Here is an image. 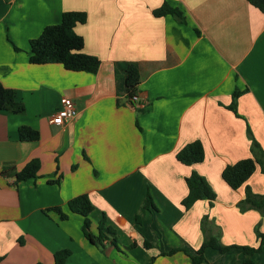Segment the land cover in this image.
I'll return each mask as SVG.
<instances>
[{
	"label": "crops",
	"instance_id": "0c3cea01",
	"mask_svg": "<svg viewBox=\"0 0 264 264\" xmlns=\"http://www.w3.org/2000/svg\"><path fill=\"white\" fill-rule=\"evenodd\" d=\"M164 2L182 21L153 15ZM67 11L86 14L75 32L83 52L100 60L94 74L29 63V41ZM130 64L140 74L132 104L124 82ZM0 83L23 107L0 111L1 264H54L62 250L65 264H193L204 215L223 245H259L264 212H241L237 203L246 187L264 194V174L257 166L236 190L221 177L225 166L251 157L247 125L264 150V14L247 0H0ZM235 90L241 117L227 108ZM63 98L76 115L53 125ZM21 126L38 139L20 140ZM195 140L204 159L184 165L176 153ZM31 159L40 163L35 178L7 174ZM191 172L215 192L211 206L181 205ZM82 194L94 206L90 232L98 235L104 216L114 233L102 246L84 237L82 218L67 209ZM147 195L154 209L144 207ZM173 249L182 251L166 255ZM252 260L264 264V250ZM199 264H244L243 254L207 248Z\"/></svg>",
	"mask_w": 264,
	"mask_h": 264
},
{
	"label": "trees",
	"instance_id": "16d2710c",
	"mask_svg": "<svg viewBox=\"0 0 264 264\" xmlns=\"http://www.w3.org/2000/svg\"><path fill=\"white\" fill-rule=\"evenodd\" d=\"M249 4L257 8L264 14V0H247ZM171 14L178 21H182V15L179 9L174 8L164 2L159 8L153 10V15L161 17ZM86 21L84 12L67 11L62 13L61 20L58 24L46 26L40 35L29 41L30 54L29 63L31 64H50L58 63L64 69L69 71H83L88 73H96L100 66V60L93 55H88L83 52L84 41L83 37L75 32L77 24H83ZM125 89L126 97L129 103L139 101L138 85L140 82L139 69L136 65H128L125 71ZM242 94L241 91L235 90L232 94V101L227 107L237 117H241L236 110L237 99ZM138 99V100H137ZM11 110L12 113H21L23 107L15 101V92L12 89L5 88L0 83V111ZM20 140L35 141L38 139V132L27 127L21 126L18 129ZM246 134L250 141L251 157L241 159L232 165H227L222 170L221 177L225 183L233 190L241 187L249 177L254 173L258 166L264 174V150L254 138L250 127L247 125ZM176 159L184 165H193L202 162L204 159L203 146L200 141L195 140L186 144L176 153ZM40 163L37 159H31L20 170L11 169L7 174L12 175L16 182L33 179L38 175ZM185 183L187 186V195L182 199L181 205L185 210H188L196 201L207 200L211 206L215 200V192L211 189L204 177L197 172H191L186 177ZM146 209H154V204L150 195H147L144 200ZM237 207L241 212L248 210H256L260 213L264 212V194H255L249 187L245 189L244 198L237 203ZM69 213L78 215L82 218V232L84 237L96 246H102V242L108 239V236H113V231L105 225V218L102 216L98 222V235L94 236L90 232L89 215L94 210V206L86 194L78 195L71 198L67 202ZM59 215L61 220H65L68 214L64 213L61 207L50 209ZM200 229L203 234V242L196 254L190 258L193 264H199L204 260V252L207 248L218 251L221 254L227 253L232 249H239L243 254L244 264H255L252 256L264 250V234L259 232L258 225L255 227V233L259 238L257 247L251 246H236L223 245L220 242V229L215 226L213 220H210L208 215L202 216L200 220ZM114 243V240H112ZM151 244L145 242L146 248L151 247ZM182 249H173L166 255L173 254ZM69 256L68 250L56 252L53 256L54 264H65ZM2 258L0 257V264Z\"/></svg>",
	"mask_w": 264,
	"mask_h": 264
},
{
	"label": "built area",
	"instance_id": "2783aa9c",
	"mask_svg": "<svg viewBox=\"0 0 264 264\" xmlns=\"http://www.w3.org/2000/svg\"><path fill=\"white\" fill-rule=\"evenodd\" d=\"M76 115L71 99L63 98L61 107L52 115L50 122L53 125L62 126L72 120Z\"/></svg>",
	"mask_w": 264,
	"mask_h": 264
}]
</instances>
